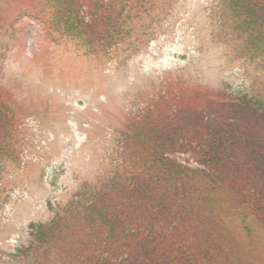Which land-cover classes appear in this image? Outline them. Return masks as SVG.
<instances>
[{"label":"rangeland","instance_id":"374dc122","mask_svg":"<svg viewBox=\"0 0 264 264\" xmlns=\"http://www.w3.org/2000/svg\"><path fill=\"white\" fill-rule=\"evenodd\" d=\"M162 3L167 13L154 26L155 40L139 53L120 50L98 61L44 23L53 13L50 0H0V105L19 120L15 163L0 171V199L7 194L0 205V264H61L68 236L24 255L29 226L49 223L73 198L100 189L118 138L153 103L264 99V57L237 36L229 39L225 18H217L221 0ZM221 223L236 264H264L258 234L246 240L231 212Z\"/></svg>","mask_w":264,"mask_h":264},{"label":"trees","instance_id":"16d2710c","mask_svg":"<svg viewBox=\"0 0 264 264\" xmlns=\"http://www.w3.org/2000/svg\"><path fill=\"white\" fill-rule=\"evenodd\" d=\"M166 1L50 0L44 23L103 61L155 40ZM221 16L229 39L264 57V0H221ZM142 114L118 138L100 189L82 192L49 223L31 224L24 255L66 234L61 264H236L221 237L228 212L245 239L258 234L264 248V99L153 103ZM18 129L14 113L0 105V171L15 163Z\"/></svg>","mask_w":264,"mask_h":264}]
</instances>
